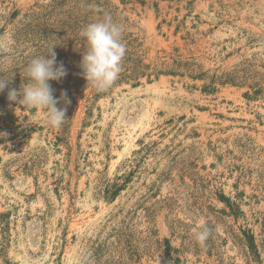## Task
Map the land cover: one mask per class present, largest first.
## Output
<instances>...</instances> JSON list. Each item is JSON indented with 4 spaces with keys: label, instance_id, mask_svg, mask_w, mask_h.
Returning <instances> with one entry per match:
<instances>
[{
    "label": "rangeland",
    "instance_id": "1",
    "mask_svg": "<svg viewBox=\"0 0 264 264\" xmlns=\"http://www.w3.org/2000/svg\"><path fill=\"white\" fill-rule=\"evenodd\" d=\"M108 16L98 92L80 33ZM52 48L59 128L7 98ZM0 77V264H264V0H0Z\"/></svg>",
    "mask_w": 264,
    "mask_h": 264
},
{
    "label": "clouds",
    "instance_id": "2",
    "mask_svg": "<svg viewBox=\"0 0 264 264\" xmlns=\"http://www.w3.org/2000/svg\"><path fill=\"white\" fill-rule=\"evenodd\" d=\"M122 27L113 22L110 16L103 20L88 24L81 36L87 41L88 50L82 56L81 67L87 82L91 83L98 92L111 88L118 80L122 70V61L126 47L122 42ZM50 58H34L31 60L26 75L29 84L19 90L9 88L7 98L28 108L42 109L46 112L47 123L59 128L66 120V107L58 108L59 100L65 105L70 103L67 92L61 93L59 100L54 97V89L49 81H59L67 75L62 63L57 65L56 53L53 48L48 53ZM12 80L0 77V92H3ZM211 230L201 221L195 231V239L200 246H206Z\"/></svg>",
    "mask_w": 264,
    "mask_h": 264
}]
</instances>
